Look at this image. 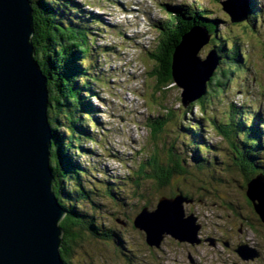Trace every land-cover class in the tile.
Returning a JSON list of instances; mask_svg holds the SVG:
<instances>
[{
  "label": "rangeland",
  "instance_id": "1",
  "mask_svg": "<svg viewBox=\"0 0 264 264\" xmlns=\"http://www.w3.org/2000/svg\"><path fill=\"white\" fill-rule=\"evenodd\" d=\"M65 1H70L77 12H67L62 19L69 25L85 24L94 49L89 60L93 70L87 72L90 78L84 79L92 84V93L84 95L92 115L83 125L85 131H79L75 138L79 139L83 133L85 137L74 142L72 151L75 163L86 169L81 187L84 195L89 192V197L74 204L79 212L93 220L90 222L96 226L101 224L116 238L101 240L82 230L80 240L72 246L70 262L264 264V226L247 200L245 175L234 168L237 151L218 129L219 124L228 121L226 116L231 105L238 111L233 113L237 119L242 110L251 115V120L264 124V0H255L261 16L253 30L243 25L247 18L241 23L232 22L225 8L228 0ZM186 5L203 7L204 17L216 20L218 32L230 42L235 40L241 44L247 57L246 69L232 75L224 90L219 92L220 88L212 84L204 113L191 106L197 101L183 108L180 99L183 90L174 83L163 94L157 89L158 81L151 79L155 63L150 55L163 39L156 26L169 19L174 8ZM214 46L210 41L197 58L206 59ZM218 78H221L219 73L215 76ZM169 111L173 112L172 118ZM159 121H165L164 129L158 134V140H154L150 124ZM198 122L202 124L205 140L216 147L208 154L209 159H216L215 163L204 165L202 170L193 167L190 159L195 149L189 147L190 141L184 136V129ZM157 152L164 167L171 163L173 155L187 160L184 167L188 171L187 175L175 176L172 185L159 192L156 183L140 174L142 164ZM136 176H141L137 182ZM179 192H189L192 197L183 208L186 216L194 215L201 224V244L194 246L165 236L159 248H150L144 232L134 228L137 214L146 205L153 212L160 198L176 197L181 195ZM63 196L65 203H69ZM210 239L215 240L214 246L207 242ZM242 244L256 249L260 257L243 261L235 252Z\"/></svg>",
  "mask_w": 264,
  "mask_h": 264
},
{
  "label": "water",
  "instance_id": "2",
  "mask_svg": "<svg viewBox=\"0 0 264 264\" xmlns=\"http://www.w3.org/2000/svg\"><path fill=\"white\" fill-rule=\"evenodd\" d=\"M33 36L30 0H0V264H65L60 226L65 210L53 191L50 168L49 91L35 60ZM210 40L205 29H193L173 54L171 77L183 90L185 107L206 95L218 68L214 50L207 60L197 58ZM246 188L247 200L264 226V176L257 175ZM184 203L188 200L182 195L162 197L153 212L143 208L136 216L134 227L144 232L150 248H159L165 236L201 244L202 226L194 215L186 216ZM207 242L215 245L214 239ZM235 252L243 261L260 257L245 244Z\"/></svg>",
  "mask_w": 264,
  "mask_h": 264
},
{
  "label": "trees",
  "instance_id": "3",
  "mask_svg": "<svg viewBox=\"0 0 264 264\" xmlns=\"http://www.w3.org/2000/svg\"><path fill=\"white\" fill-rule=\"evenodd\" d=\"M30 2L33 9L34 36L32 43L35 48V59L47 79L49 91L48 117L52 129L51 165L54 191L61 205L67 211L65 220L60 224L63 229L61 256L65 264H72L70 262L72 246L77 240H80L82 230L88 231L91 236L97 239L107 241L116 239L112 231H107L101 224L96 226L94 222H90L89 220L92 219L79 212L74 204V202L89 197V192L86 191L84 195L83 191L85 190L81 187L87 174L86 169L82 166L79 168L75 163L72 151L75 148L74 142L78 143L81 138L85 137V133H83L79 134V139L75 138L79 131H85L83 125L92 115L91 106L86 104L84 97L88 91L90 94L92 93V84L89 79H84L90 78V74L87 72L93 70L90 69L92 67L89 60L94 49L93 44L89 41V32L85 30V24L83 26L69 25L62 19V15H67V12H77L70 1L30 0ZM250 4L254 5L251 2ZM201 8L187 5L174 8V12L169 15L170 18L162 21L167 22L160 28L163 39L160 40L158 47L150 57L155 63L151 79L158 81L157 89L166 94L173 85L170 68L173 54L180 45L182 37L197 27L207 30L211 41L215 43L213 50L216 51L221 64L208 83L207 95L199 99L195 105H191L200 108L204 113L206 98L211 93L212 84L220 88L219 92L224 90L232 75L235 73L238 75L241 70L246 69L247 57L241 44L236 43L235 40L230 42L227 37L218 32L217 21L204 17L205 12ZM250 14L252 16H249L244 24L253 30L258 13L252 9ZM218 73L221 78L215 79ZM91 78L93 79V75ZM229 111L230 114L226 116L228 121L219 124L218 129L237 151L234 168L245 175V181L257 175L264 176V141H262L264 139V124L258 123L259 121L256 119L251 120V115L242 112V110H240L242 114L237 119V116L233 114L235 111L238 113L234 105H231ZM168 113L170 118L174 116L171 114L173 112L169 111ZM85 115H87V119H84ZM164 122L150 124L154 140H158V134L164 129ZM212 122L216 125L215 120ZM184 130L186 131L185 138L190 141L189 147L195 149V155L190 159L193 167L202 170L206 164L213 165L216 159H209L208 154H212L216 147L205 140L201 122L189 124ZM89 140L91 139L89 138ZM235 140H237V144ZM158 155L157 152L152 159L142 164L140 174L156 183V190L159 192L162 188L171 186L175 176L187 175L188 171L184 167L187 160H181L179 157H175V160L172 155L171 163L164 167V164L160 163ZM146 167L151 170L146 171ZM77 169L81 172H78ZM140 179L141 176H136V182ZM69 184H72V187H69ZM66 190H70V192L63 193ZM204 190L206 191V189ZM179 193L188 200L192 199L189 192ZM61 195H65L69 203L66 204L64 196L61 197ZM145 207L147 205L143 208ZM257 219L259 220V218Z\"/></svg>",
  "mask_w": 264,
  "mask_h": 264
},
{
  "label": "bare ground",
  "instance_id": "4",
  "mask_svg": "<svg viewBox=\"0 0 264 264\" xmlns=\"http://www.w3.org/2000/svg\"><path fill=\"white\" fill-rule=\"evenodd\" d=\"M258 2V1H257ZM247 7H249V9L247 8ZM259 8V7H258ZM251 9H254L255 10V12H256V8H255V5H252V4H246V6H242V7H239V8H237V7H235V9L234 8H230V9H228L229 11L227 12L228 13V16L231 18V20H232V22H235V23H239V22H236L239 18H243V19H245V18H248L249 19V16H252L251 14H250V11L249 10H251ZM249 12V13H248ZM239 14V15H238ZM261 16V15H260ZM234 23V24H235ZM164 24V22H160L158 25H157V28L160 30V28H161V26ZM194 29H197V28H194ZM198 29H199V27H198ZM197 29V30H198ZM200 29H202L201 27H200ZM192 31H190L189 33H187L186 35H184V36H187V35H189L190 33H191ZM209 35V34H208ZM142 38V37H141ZM140 38V39H141ZM183 38V37H182ZM210 38H211V36H210ZM134 40V39H133ZM181 42H182V40H181ZM216 52V51H215ZM218 57V56H217ZM218 59H219V57H218ZM36 60V59H35ZM204 60H207V58L206 59H204ZM203 60V61H204ZM220 59H219V65H218V68L220 67ZM172 81H173V79H172ZM174 83V82H173ZM175 85V84H174ZM181 89V88H180ZM89 92V91H88ZM85 94V93H84ZM83 94V95H84ZM198 101V100H197ZM184 106V105H183ZM185 107V106H184ZM189 106H187V107H185V108H188ZM50 153H51V150H50ZM50 168H51V171H52V174H53V170H52V165H51V157H50ZM256 177V176H255ZM255 177H253V178H255ZM253 178H251V179H253ZM251 179H249L248 181H245L244 180V184L246 185ZM53 191H54V185H53ZM54 193H55V191H54ZM56 195V194H55ZM57 198V197H56ZM172 198H174V197H172ZM58 199V198H57ZM58 201H59V199H58ZM59 203H60V201H59ZM64 208V207H63ZM252 208H253V206H252ZM254 209V208H253ZM65 210V209H64ZM141 212V211H140ZM67 216V213H66V210H65V216H64V218ZM65 220V219H64ZM135 228V227H134ZM136 229V228H135ZM145 238H146V236H145ZM62 241H63V237H62Z\"/></svg>",
  "mask_w": 264,
  "mask_h": 264
},
{
  "label": "flooded vegetation",
  "instance_id": "5",
  "mask_svg": "<svg viewBox=\"0 0 264 264\" xmlns=\"http://www.w3.org/2000/svg\"><path fill=\"white\" fill-rule=\"evenodd\" d=\"M229 245V244H228Z\"/></svg>",
  "mask_w": 264,
  "mask_h": 264
}]
</instances>
